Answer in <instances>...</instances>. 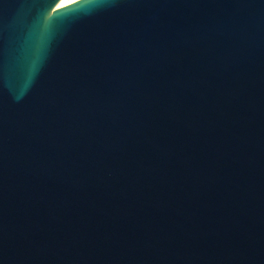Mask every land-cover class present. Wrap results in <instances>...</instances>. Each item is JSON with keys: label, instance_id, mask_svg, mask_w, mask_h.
Segmentation results:
<instances>
[{"label": "water", "instance_id": "1", "mask_svg": "<svg viewBox=\"0 0 264 264\" xmlns=\"http://www.w3.org/2000/svg\"><path fill=\"white\" fill-rule=\"evenodd\" d=\"M0 0V264H264V0Z\"/></svg>", "mask_w": 264, "mask_h": 264}, {"label": "bare ground", "instance_id": "2", "mask_svg": "<svg viewBox=\"0 0 264 264\" xmlns=\"http://www.w3.org/2000/svg\"><path fill=\"white\" fill-rule=\"evenodd\" d=\"M75 1H77V0H62L59 4L58 8H62L68 4L75 2Z\"/></svg>", "mask_w": 264, "mask_h": 264}]
</instances>
